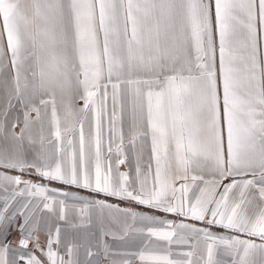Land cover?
<instances>
[{"label": "snow or ice", "instance_id": "1", "mask_svg": "<svg viewBox=\"0 0 264 264\" xmlns=\"http://www.w3.org/2000/svg\"><path fill=\"white\" fill-rule=\"evenodd\" d=\"M0 264H264V0H0Z\"/></svg>", "mask_w": 264, "mask_h": 264}]
</instances>
